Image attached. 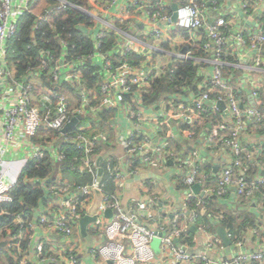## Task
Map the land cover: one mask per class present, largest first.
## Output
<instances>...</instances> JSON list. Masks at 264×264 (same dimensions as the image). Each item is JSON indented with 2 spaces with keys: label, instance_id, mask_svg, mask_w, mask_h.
<instances>
[{
  "label": "built area",
  "instance_id": "obj_1",
  "mask_svg": "<svg viewBox=\"0 0 264 264\" xmlns=\"http://www.w3.org/2000/svg\"><path fill=\"white\" fill-rule=\"evenodd\" d=\"M39 1L43 0H0V207L13 201V192L23 177L24 184L42 189L47 196L46 205L37 210L33 221L25 222L21 216L16 218L15 223L21 228L18 234L7 230L3 242L10 258L16 264H81L76 256L81 247L80 240L76 241V231L88 205L94 202V192L99 191L101 199L92 229L101 242L89 253L103 264H157L162 261L168 264H264L262 237L261 243L256 241L251 249L243 241H236L238 252L226 261L217 262L206 256L208 249L219 244L213 233L199 229L208 239L203 253L192 254L174 242L182 230L176 235L167 234L169 226L166 225L170 220H165L166 225L150 227L148 222L154 219L156 199L144 195L134 201L130 212L121 210L116 197L100 187V177L95 175L98 157L94 153L98 139L88 137L86 131L91 125L82 126L85 118L99 121V113H119L122 104L127 106L130 133H119L117 142L125 152L124 167L131 174H136L132 161L137 159L142 165L156 169L167 166L168 161L174 164L171 143L176 135L172 123L193 143H197L206 127H213L208 142H199L208 143L211 150L222 143L230 151L221 158L214 187L200 197L193 192V187L207 186L209 176L199 170L203 164L189 159L184 169L182 163L172 165L176 168L174 173L183 175L182 182L186 186V190H182L186 195L182 211L189 216L184 231L188 226H195L202 213L209 210L205 196L221 202L229 198L232 191L236 203H246L261 195L264 176L259 173H264V144L260 143H264V139L252 147L251 153L245 152L242 143L256 139L264 130V0H221L214 2L211 9H206L205 0L201 4L200 0H176L177 10L173 16L165 11L170 0H85L83 5L73 0H48L47 6L41 5L43 8L38 5ZM33 7H39L33 30L38 24L47 23L55 12L71 10L87 17L90 23L77 28L92 43L93 53L79 56L75 45L55 36L58 54L41 49L38 66L17 78L10 62L11 44L19 32L22 17L31 13ZM173 18L175 22L171 25ZM248 23H256L250 32L236 29L237 25ZM141 25L145 27L140 29ZM184 33L192 36L200 33L190 49H201L206 59L182 47L185 45L182 38H173ZM110 40H113L110 52L104 53V45ZM32 44L37 46L34 37ZM175 44L177 51L171 52ZM165 56L171 61L165 74H174L179 65L190 61H206L211 74L208 77L199 74L191 86L183 88L190 102L180 101L176 94L149 110L143 105V97L149 93L151 82L159 77L158 60ZM136 57L140 58L139 62L134 60ZM248 61L256 68L247 67ZM86 63L97 68V92L89 89L83 80L81 69ZM231 66L259 69L263 73L261 81L243 83L234 75L227 76L224 70ZM69 89L80 98V107L72 108L74 97L68 94ZM77 117L81 120L74 129L63 134L64 128ZM185 125L190 129L181 130ZM196 129L203 130L199 137ZM42 133L46 135L43 141L35 143L34 138ZM154 137H158L160 144L153 149L150 145ZM65 145L84 153V158L74 159L70 169L80 174L93 173L92 185L69 189L61 179L54 177L38 184L25 177L27 166L46 154L64 163ZM10 153L20 157L10 159ZM244 153L254 167H245ZM192 154L196 155V150ZM213 157V153L208 155L210 162ZM108 170L122 186L124 172L113 167ZM247 171L257 173L248 175ZM260 208L264 210V197ZM107 210H115L116 214L105 220ZM38 228L61 235L64 243L61 261L44 259L45 240L40 242L36 261L24 251L22 242L33 239V232ZM157 237L161 241L160 257L152 248Z\"/></svg>",
  "mask_w": 264,
  "mask_h": 264
},
{
  "label": "crops",
  "instance_id": "obj_2",
  "mask_svg": "<svg viewBox=\"0 0 264 264\" xmlns=\"http://www.w3.org/2000/svg\"><path fill=\"white\" fill-rule=\"evenodd\" d=\"M205 1H207L206 9H211V5H213L214 2H218V0H212V2L210 0ZM176 3V0H170L165 11L173 16V13H175V11L177 10ZM207 13L209 14L211 13V11L207 10ZM173 22H175V18L172 19L171 25H173ZM255 25L256 23H248L241 26L237 25L236 29L243 30L244 32H250L251 29H254ZM143 27H145V25H141L140 29ZM185 35H187V33H184L183 35L173 36V38H182L185 42V45H182V47L186 48L188 51H192V48L190 49L192 42L196 41L195 36H199L200 33L195 34V36L187 35V38L185 37ZM178 45H181V43L178 42ZM167 49L169 50L170 47L167 46ZM175 51H177L176 44L173 46V50L171 52ZM201 57L202 59H206L207 55L202 54ZM169 60L170 58L168 56L159 58V77L165 75V71L169 68V63L171 62ZM250 63L251 61H248L246 63V66L256 68V66H252ZM195 65L199 67L198 75L203 74V77H208V75L211 74L210 65L206 61L202 63L195 62ZM147 70L148 67L145 69V71ZM258 70L259 69L251 70L247 68H235L231 66L229 69H227V72L229 73V75H234L243 83L247 82L253 84L260 82L263 76V73L259 72ZM232 82L234 83V80ZM152 83L153 82H151V85ZM177 95H179L177 97L180 101L190 102L188 101L186 93L180 92ZM247 103L252 104V101L247 100ZM152 106L148 107L149 110L153 109ZM109 113L107 120L102 124L93 126V124L88 123V125H91V128L86 132L88 133L89 138L93 137L98 139L95 151L96 157H98V161L100 158H102L101 167L103 169V174L99 176L100 187H102L103 192L114 195L116 197L121 210L130 212L132 206H134V201L139 200L144 195H148L150 199H156L154 207V219L148 222L150 227L166 225L165 220H170V222H168V224L166 225L169 226V229H167V234L176 235V232L178 230H182L181 235L179 236V238L175 237L174 242L177 246L182 247L184 250H187L192 254L203 253L202 251L205 248L204 243H206V240L208 239L207 235L203 234L199 229H203L207 234L213 233L215 235L214 237L218 239L219 244L216 246V248L208 249L206 252V256L207 258L215 260L217 262L226 261L238 252V250L235 248L236 241H243V243H245L250 249L255 245L256 241L261 243V240L264 239V210H262L260 207L262 199L264 197V190L262 191L261 195L256 196L252 201H248L246 203H236L232 191H230L229 198L221 200V202L216 201L214 197L205 196L206 200L213 198V202H215L217 206L214 207L213 205V207H211V202L209 201V210L202 213V217L198 221H196L195 226H188L186 227V231H184V225L186 223L185 221L189 216L188 213H184L182 211V204L186 196L185 192L182 190H186V186L182 182L183 175L174 173L176 171V168H173L172 165L176 163L177 165H179L180 163H182V167L184 169L185 162L189 159H192L193 161L203 164L205 168H208L209 174L207 175L209 176V180L207 186H205L204 188L200 187V191L198 193L200 197L204 196V191L214 187L217 183L220 172L221 158L224 153H228L230 151L229 148L224 145L219 146L217 150H211L208 143L199 142H208V137L213 127H206L204 133L202 129H196V135L198 137L202 133L203 134L198 139L197 143H193L188 141L183 133H179L178 129L174 127L175 123H172L173 132L176 135L175 141L171 143L174 151V157L172 158L174 164L168 161V163H166L167 166L165 165V167L156 169L142 165L141 161L137 159L132 161L133 168L137 169L136 174H131L128 172L127 168L124 167L125 152L117 142L119 133H123L125 135H128L130 133L131 126L127 121V106L122 104L119 109V113L117 111H110ZM189 129L190 126L185 125L181 130L186 131ZM263 134L264 132H261L260 135L255 137L256 139H251L247 142L245 141L244 143H242L243 149L246 153H251L252 147L258 144L257 142H260L264 139ZM159 142L160 141L158 137L152 138L150 148L154 149V147H158L160 144ZM195 150L196 155L192 154ZM215 151H220V153H216ZM210 153H213L214 155V160H212L211 162L208 158V155L210 156ZM148 156L150 158L153 157L152 154H149ZM8 157L10 159H18L20 156L10 153ZM242 158L245 167H254L253 164L249 162V159L246 157L245 153L243 154ZM169 159H171V157H169ZM98 161L95 168V175H98ZM51 165L52 173L50 177H54L59 180L61 179L62 183H64L69 189H73L77 186L92 185L94 182L95 178L93 176V173H87L84 175L74 171L69 172L68 170H66L64 163L59 162L56 158H51ZM108 167H113L119 171L124 172L125 181L122 186L120 185L121 183H119L114 177V175H110L111 179H109L108 173L110 174L111 172L108 170ZM17 168L18 165L15 169ZM105 173L106 178H104ZM256 173L257 171L246 172V174L248 175H255ZM142 176H144L145 178H142L138 181L133 180L135 177ZM259 176H264V173H259ZM108 180H111V182L108 183ZM146 189L148 190L147 193L145 192ZM93 196L95 198V192ZM92 205L93 203L88 205L87 211H85L84 214L88 215V210L92 207ZM111 211L113 212V215L116 214L115 210ZM232 215L233 219H235L236 221L235 223H233V229H228V226H226L228 225V223L224 224V222L228 221V218H232ZM105 218H107L106 215L104 219ZM146 221L147 220H145V222ZM91 226L92 224L88 227V234L92 239V243L90 246L81 234L80 224L77 228L76 241L80 240L81 243L80 249L76 252L77 260L81 264H103V262L99 261V259L92 258L89 253L90 250L98 247L101 242V238L98 237L96 232L92 229L93 226ZM219 228H223L226 231L230 240L229 246H226L222 238L219 236L217 232ZM47 233H49L50 235H47ZM5 235L6 234H3V232L0 231V245H2L0 247V264H12L14 260L11 258L13 260L11 261L8 258V256L10 257V255H8V250H6L5 246L6 244L3 242ZM261 237L262 239H260ZM157 238L159 239L158 242L160 246V238ZM44 240V247L46 243V247L45 249H43L45 250L43 254L44 259L61 261L60 257L64 254V243L61 242V235H59L58 233L45 231L44 229H36V231L33 232V239L31 238L29 241L28 238L25 241L27 246L25 248V252L28 255L32 256L34 258V261H36V256H38L40 249V242ZM51 240L53 242H51ZM155 240L156 239H154V241ZM154 241L152 242V245ZM156 256L160 257V251L156 253ZM157 264L168 263L167 261H162Z\"/></svg>",
  "mask_w": 264,
  "mask_h": 264
},
{
  "label": "trees",
  "instance_id": "obj_3",
  "mask_svg": "<svg viewBox=\"0 0 264 264\" xmlns=\"http://www.w3.org/2000/svg\"><path fill=\"white\" fill-rule=\"evenodd\" d=\"M202 1L203 0H200V3ZM218 1L220 2L221 0ZM73 2L77 5L85 4V0H73ZM48 4V0L39 1L38 3L40 7L41 5L45 7ZM38 12L39 7H33L31 13L22 17L19 32L11 44L9 55L10 62L15 69L17 78H22L30 69L38 66L37 58L41 49H48L53 53L58 54L60 50L58 43L55 40V36H59L60 39L67 41L71 45H75L76 54L79 56H89L93 53L92 43L83 36L82 30L77 28L80 24L90 23V20L87 17L81 16L77 12L71 10L55 12L51 15L47 23L38 24L36 29L33 30L34 26H36V14H38ZM33 37L37 44L36 47L32 46ZM185 37L187 38V35H185ZM112 43L113 40H110L104 45V53L110 52L109 48L112 46ZM192 54L201 57L202 54L205 53L201 49H193ZM134 60L139 62L140 58L136 57ZM81 70L84 77L83 80L88 84V88L97 92V84L99 82V77L95 75L97 68L94 65L92 66V63H86ZM198 70L199 67L195 65V62L190 61L183 65H179L175 69L174 74H165L155 79L151 85L149 93L143 97L144 107L156 105L167 98H171L172 95L174 96L180 92L183 93V88L191 86L193 81L197 79ZM224 71L226 75L229 76L227 69ZM68 92L70 96L72 95L74 97V100H72V108L80 107V98L73 95V90L69 89ZM108 113L109 112L99 113V121L85 118L82 126H86L88 123L93 124V126L102 124L107 120V117L110 114ZM261 132H264V130ZM43 133L41 134L42 136L38 134L33 141L35 143L42 142V138L46 136ZM74 133L75 132H72V134ZM218 145L221 146L222 143H219ZM63 148L65 157L64 166L66 167V170L71 172L70 168L74 165V159L84 158V153L70 145H65ZM94 153L96 154V151ZM262 156L264 157V152ZM199 170L200 172L209 174L207 167L205 168L202 166ZM51 173V157L47 154L43 159L32 162L25 169V177L30 180H35L37 184L41 181L47 180L51 176ZM110 175L112 174L108 173L109 179H111ZM104 178H106V173ZM109 182H111V180H108V183ZM20 183L21 184L13 192V201L0 207V231H2L3 234H6L7 230H10L13 235L18 234L21 228L19 224L15 223L16 218L21 216L25 222L33 221L37 210L47 203L46 194L42 189L35 188L27 183L24 184V177L21 179ZM209 201L211 202V207H213V205L214 207L217 206L216 203L213 202V198L207 200V202ZM235 221L236 220L233 219L232 215V218H228V221L223 222L224 224L228 223V225H226L228 226V229H233V223H235ZM26 247V243L22 242V248L24 251L26 250ZM14 253H17V250H15ZM8 258L13 261L9 256ZM12 264L16 263L13 261Z\"/></svg>",
  "mask_w": 264,
  "mask_h": 264
},
{
  "label": "water",
  "instance_id": "obj_4",
  "mask_svg": "<svg viewBox=\"0 0 264 264\" xmlns=\"http://www.w3.org/2000/svg\"><path fill=\"white\" fill-rule=\"evenodd\" d=\"M220 107H222V104H219ZM81 120V117H77V118H73L70 123L64 128L63 130V134H67L68 132H70L72 129H74V127L78 124V122ZM101 163H102V158L99 159L98 161V176H101L103 174V169L101 167ZM142 178H145L144 176L142 177H135L133 180H140ZM200 191V186L196 185L193 187V192L195 194H198ZM101 199V193L99 191L95 192V198H94V202L92 207L89 210L88 215H86L83 219H81L80 221V230H81V234L84 237V239H86V241L89 243V246L92 243V239L88 234V227L96 222V217L94 216L95 210L97 209L99 202ZM105 215L107 218H112L113 217V212L111 210H107L105 212ZM218 234L219 236L222 238L224 244L226 246L230 245V240L228 238V235L226 233V231L223 228H219L218 229ZM2 245H0L1 247Z\"/></svg>",
  "mask_w": 264,
  "mask_h": 264
},
{
  "label": "rangeland",
  "instance_id": "obj_5",
  "mask_svg": "<svg viewBox=\"0 0 264 264\" xmlns=\"http://www.w3.org/2000/svg\"><path fill=\"white\" fill-rule=\"evenodd\" d=\"M156 240L154 241V243H153V245H152V248H153V250L157 253L158 251H159V242H158V238H155ZM98 241H99V239H98Z\"/></svg>",
  "mask_w": 264,
  "mask_h": 264
}]
</instances>
